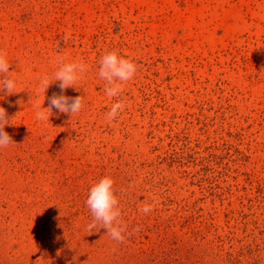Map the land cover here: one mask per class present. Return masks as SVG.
<instances>
[{
	"label": "rangeland",
	"instance_id": "1",
	"mask_svg": "<svg viewBox=\"0 0 264 264\" xmlns=\"http://www.w3.org/2000/svg\"><path fill=\"white\" fill-rule=\"evenodd\" d=\"M0 49L17 80L0 92L16 143L0 149V264H264V0H0ZM114 50L138 69L109 122ZM76 60L64 94L82 109L37 120L30 96L60 92L41 78ZM104 177L122 243L87 230Z\"/></svg>",
	"mask_w": 264,
	"mask_h": 264
},
{
	"label": "clouds",
	"instance_id": "2",
	"mask_svg": "<svg viewBox=\"0 0 264 264\" xmlns=\"http://www.w3.org/2000/svg\"><path fill=\"white\" fill-rule=\"evenodd\" d=\"M70 34L65 36V40ZM12 64L7 58V54L0 49V92H6L8 95L17 93V80L12 75L13 71H9ZM138 64L131 58H124L119 55L118 50L106 53L100 60L98 75L103 79L105 84V93L108 97L114 98L110 111L107 113L109 122L116 119L121 112L127 107L126 98L122 96L124 85L131 81L137 72ZM88 71V66L83 62L76 60L68 63H61L54 74L49 77L45 75L41 78L38 93H45L53 82H59V94L53 93L48 98V107H42L37 94V98L33 101L30 96L29 103L36 110L35 118L39 121H49L53 115V109L59 113L74 115L80 112L84 105V96L69 97L65 95V91L69 88H76L74 85L77 81L84 78V74ZM77 90V88H76ZM78 91V90H77ZM45 100V98H44ZM43 100V103H44ZM17 103H20L17 101ZM11 106V105H10ZM10 119L7 117L5 108L0 107V149L7 148L16 144L12 137L4 131L5 126H12ZM86 205L90 209L93 221L87 226V230L92 232L99 223L100 228L106 230V234L117 243L125 240L124 233L127 225L121 219L122 212L119 207V201L114 191V180L111 177H104L93 187H91ZM154 210V204H145L139 209L147 215Z\"/></svg>",
	"mask_w": 264,
	"mask_h": 264
}]
</instances>
